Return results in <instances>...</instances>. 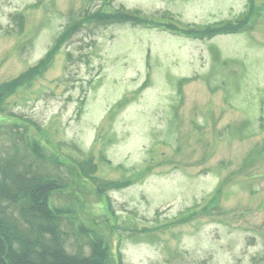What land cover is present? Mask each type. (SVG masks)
Listing matches in <instances>:
<instances>
[{
	"label": "rangeland",
	"instance_id": "1",
	"mask_svg": "<svg viewBox=\"0 0 264 264\" xmlns=\"http://www.w3.org/2000/svg\"><path fill=\"white\" fill-rule=\"evenodd\" d=\"M0 126L64 160L67 251L264 264V0H0ZM87 157L121 185L82 179L68 160Z\"/></svg>",
	"mask_w": 264,
	"mask_h": 264
},
{
	"label": "trees",
	"instance_id": "2",
	"mask_svg": "<svg viewBox=\"0 0 264 264\" xmlns=\"http://www.w3.org/2000/svg\"><path fill=\"white\" fill-rule=\"evenodd\" d=\"M99 15V21L103 24L125 19L134 24L169 28L176 33L186 32L160 20L141 17L142 21L134 14L122 16L103 11ZM248 22L249 18L245 15L229 25L201 30L203 36L211 37L235 32ZM18 138L16 131H2L0 126V264H108L107 249L98 236L90 237L86 242L91 246L86 254L79 249L74 252L66 250L67 231L62 226L68 212L52 206L50 199L68 184L62 167L69 170L60 157L47 159L32 149L29 143L26 145ZM4 139L8 141L7 145ZM74 160L68 161L82 179L96 184L99 191L121 185L119 182L98 181L96 164L91 157L76 162V165ZM48 165L51 168L48 169Z\"/></svg>",
	"mask_w": 264,
	"mask_h": 264
}]
</instances>
